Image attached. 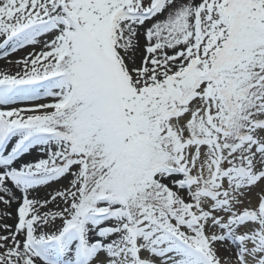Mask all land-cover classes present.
Instances as JSON below:
<instances>
[{
  "label": "snow or ice",
  "instance_id": "snow-or-ice-1",
  "mask_svg": "<svg viewBox=\"0 0 264 264\" xmlns=\"http://www.w3.org/2000/svg\"><path fill=\"white\" fill-rule=\"evenodd\" d=\"M0 60V264H264V0H0Z\"/></svg>",
  "mask_w": 264,
  "mask_h": 264
},
{
  "label": "rangeland",
  "instance_id": "rangeland-1",
  "mask_svg": "<svg viewBox=\"0 0 264 264\" xmlns=\"http://www.w3.org/2000/svg\"><path fill=\"white\" fill-rule=\"evenodd\" d=\"M25 54V52H23V51H21L18 55H16V53L15 54H13V56H22V55H24ZM11 57V58H13L14 59V57ZM64 182H62V184H63ZM57 185H53V187H56ZM51 189H48V191H50ZM16 195L17 196H19L20 194L17 192L16 193ZM35 195V194H34ZM43 195H45V191L44 190H42L41 191V193H40V196H43ZM16 207H17V205L15 204V203H13L12 204V208H10V209H8V211L9 212H11L12 214H13V218H11V219H5L3 222L4 223H7V224H14L15 223V219H14V217H15V209H16ZM3 208V205H0V209H2ZM220 256L221 257H223V258H226V257H228L229 256V253H228V251H226L224 248H221L220 249Z\"/></svg>",
  "mask_w": 264,
  "mask_h": 264
},
{
  "label": "bare ground",
  "instance_id": "bare-ground-1",
  "mask_svg": "<svg viewBox=\"0 0 264 264\" xmlns=\"http://www.w3.org/2000/svg\"><path fill=\"white\" fill-rule=\"evenodd\" d=\"M20 52L16 53V55H18ZM15 58V56H13ZM10 59H13L10 57ZM4 64V61L3 60H0V65H3ZM41 191L38 193V195H40ZM36 195V194H35ZM12 208V206H11Z\"/></svg>",
  "mask_w": 264,
  "mask_h": 264
}]
</instances>
